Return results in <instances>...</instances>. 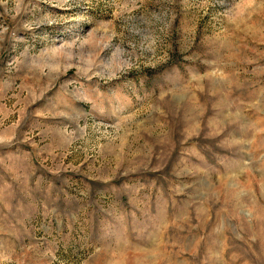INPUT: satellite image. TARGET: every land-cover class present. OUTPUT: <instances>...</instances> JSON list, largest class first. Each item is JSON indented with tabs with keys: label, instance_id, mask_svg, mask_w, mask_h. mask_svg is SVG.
Wrapping results in <instances>:
<instances>
[{
	"label": "rangeland",
	"instance_id": "obj_1",
	"mask_svg": "<svg viewBox=\"0 0 264 264\" xmlns=\"http://www.w3.org/2000/svg\"><path fill=\"white\" fill-rule=\"evenodd\" d=\"M0 264H264V0H0Z\"/></svg>",
	"mask_w": 264,
	"mask_h": 264
}]
</instances>
